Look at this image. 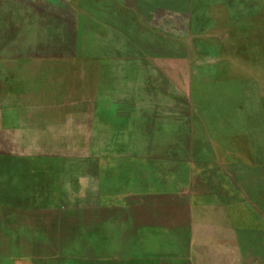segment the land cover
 <instances>
[{
    "label": "rangeland",
    "instance_id": "374dc122",
    "mask_svg": "<svg viewBox=\"0 0 264 264\" xmlns=\"http://www.w3.org/2000/svg\"><path fill=\"white\" fill-rule=\"evenodd\" d=\"M0 264H264V0H0Z\"/></svg>",
    "mask_w": 264,
    "mask_h": 264
}]
</instances>
